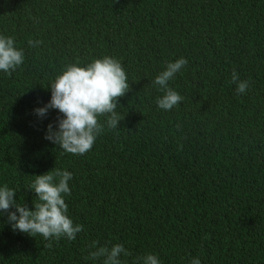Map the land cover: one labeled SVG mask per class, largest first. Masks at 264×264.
<instances>
[{"label": "trees", "instance_id": "trees-1", "mask_svg": "<svg viewBox=\"0 0 264 264\" xmlns=\"http://www.w3.org/2000/svg\"><path fill=\"white\" fill-rule=\"evenodd\" d=\"M0 35L24 52L0 72V186L33 209L34 175L66 170L68 215L83 225L49 248L0 215V264H102L85 259L93 242L122 244L123 264L148 253L160 264H264V0H0ZM104 56L127 73L122 119L110 129L100 117L91 151L67 153L44 138L62 114L34 109L66 65ZM180 57L188 64L168 86L183 100L161 110L153 81Z\"/></svg>", "mask_w": 264, "mask_h": 264}, {"label": "clouds", "instance_id": "clouds-1", "mask_svg": "<svg viewBox=\"0 0 264 264\" xmlns=\"http://www.w3.org/2000/svg\"><path fill=\"white\" fill-rule=\"evenodd\" d=\"M39 43L28 41L32 47ZM23 63L24 52L15 46L14 39L0 35V72L11 74ZM187 64L188 60L180 57L174 62H168L164 70L156 75L153 84L164 91V95L155 101L161 110H171L183 100L177 91L168 86V82ZM231 81L236 85L238 94L246 93L249 88V82L240 80L235 70ZM49 87L50 100L44 106L34 109V112L40 118L46 117L50 109L62 114L57 117L55 127L52 123L48 124L44 138L73 155H84L91 151L97 136L104 130L100 117L105 118L108 128L118 127L122 117L116 111L117 104L119 98L129 90L127 73L121 61L112 56L93 59L83 66L79 61L68 64ZM71 179L70 172L56 168L34 175L28 188L35 193L37 201L33 209L17 203L15 189L7 184L0 186V215L7 214L13 231L32 237L39 235L49 241V248L52 247L51 241H58L62 237L75 240L77 234L83 231V225L74 223L68 215L64 197L71 194ZM91 247L95 250L89 252L85 259L100 260L102 264H123L121 255H131L122 244L97 247V242H93ZM137 260H142L143 264H160L159 257L153 253L138 257ZM190 264H201V261L194 257Z\"/></svg>", "mask_w": 264, "mask_h": 264}]
</instances>
